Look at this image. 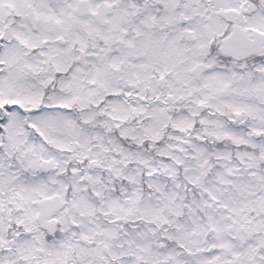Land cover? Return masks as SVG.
<instances>
[{
  "label": "snow or ice",
  "instance_id": "snow-or-ice-1",
  "mask_svg": "<svg viewBox=\"0 0 264 264\" xmlns=\"http://www.w3.org/2000/svg\"><path fill=\"white\" fill-rule=\"evenodd\" d=\"M0 264H264V0H0Z\"/></svg>",
  "mask_w": 264,
  "mask_h": 264
}]
</instances>
